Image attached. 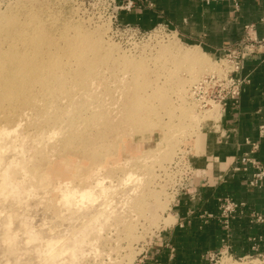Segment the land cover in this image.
<instances>
[{"label":"rangeland","instance_id":"rangeland-1","mask_svg":"<svg viewBox=\"0 0 264 264\" xmlns=\"http://www.w3.org/2000/svg\"><path fill=\"white\" fill-rule=\"evenodd\" d=\"M18 3H21L22 6H19ZM39 6L42 8H39ZM14 7L15 9H13ZM31 7L33 11L28 14L27 9ZM15 11L28 24L33 23V16L35 15L40 16L39 19H46L44 22L37 21L36 24L44 29L45 36L46 32H50L56 44L60 43L58 46L65 43L62 35L65 30L72 38L78 35L80 39L78 45L88 49L84 55H103L104 58L100 61H91L88 58L78 60L71 56L72 59L70 58L68 61L67 59L62 60L59 67L61 70H55L56 73H60V77L61 73L65 74L62 77L66 88L61 90H41L38 86L30 85L28 90H21L20 93L12 91V94H7L6 90L3 91L5 88H0V120L11 114L6 126H11L17 120L18 123L21 122V132L28 137L27 149L29 150L30 164L33 169L38 172H47L54 179H71L73 186L79 189H94L97 195H100L101 190H103V196L95 205L85 206L79 210L73 209L70 214L66 213V218L56 220V226L60 232L65 230L81 232L78 231L77 227H86L85 223L91 221L88 219H91L92 216L89 217L90 215H94L96 211L98 213L105 211L103 212L105 217L102 213L100 219L95 220L94 225L88 226L87 223L86 231H82L86 236V240L80 248V252L77 253H80L79 256L77 255L79 264H138L142 255L159 240L157 238L159 230L172 221L169 214L171 203L179 194L181 187L189 182L193 174L192 165L189 162L191 147H194V142L197 143L200 131L202 133L205 123L217 119L219 107L212 95L220 87L219 82L215 81L216 76H212V73L215 74L212 70L217 57L220 56L218 53L207 50L197 42L187 41L178 32L167 26L166 28L159 26L151 29H141L132 25L130 27L120 26L111 17L107 0H0V20L5 22L4 29L6 25L8 27L5 30H8L11 24L6 23L4 15H13ZM66 21L68 22L64 23ZM64 24L69 26L68 30H66L68 27L64 29ZM164 44H166L165 47ZM167 45L169 49L173 47L177 53L168 51ZM53 47H56V45H53ZM193 47L197 48L194 49ZM185 52L202 53L200 56L207 58L209 61L206 70L197 73L188 68V63L181 57ZM44 57H47V55H44ZM90 58L93 57L90 56ZM132 64L134 66H131ZM95 75L97 79H95ZM103 78L106 79L101 80ZM154 81L156 82L154 83ZM90 84H93L91 88L89 87ZM2 85L4 84H0L1 87ZM80 87H84V90ZM87 88H90V90ZM90 91L95 92V96L92 93L90 94ZM163 92L164 94H162ZM48 95L51 96V100ZM21 96H26L27 104L19 102L18 99ZM32 97L36 100L35 102ZM72 98L74 99L71 101ZM159 98L160 100H158ZM61 100L64 103L63 106L60 105ZM44 101L46 102L43 103ZM70 102H74V104L72 103V106H75L74 109ZM89 102H92L93 105ZM65 103L67 106L64 107ZM84 104L85 106H83ZM169 104L173 109L169 108ZM183 105L186 111L189 110L187 111L188 117L187 115L181 117L179 114V108ZM164 106L166 111L167 109L169 111L164 112ZM66 109L71 114L76 110L74 113L75 118L77 117L76 121L77 119L80 121L86 115L85 125L81 127L77 121L71 127V130L75 131L76 134H79V131L82 132L83 137H81L83 140L82 138L79 140V137V139H75V137L71 140L70 138L65 139V136L58 132L59 137L56 135L55 141L48 142L45 135L49 134L50 125L56 122L58 117H62L66 113ZM48 110L47 113L49 114L45 112ZM88 112L93 113L91 115ZM41 113L42 117L40 116ZM189 114L191 115L189 116ZM32 116L36 120H32ZM38 117L43 118V121H41L42 119L41 122L38 121ZM35 123L38 126L34 125ZM93 124L95 125L94 128ZM63 126L65 128L66 124L63 123ZM37 127H41L45 132H43L44 135H41V132L36 139ZM177 127L179 128L174 132L173 130ZM110 129H112V133H110ZM88 136L90 137L88 138ZM163 136L166 138L163 139ZM102 139L107 141L103 142ZM166 139H169L168 142ZM72 141L74 146H72ZM164 141L166 143H163ZM161 148L167 150L164 151ZM128 174L133 179L125 183ZM147 174L150 181L146 178ZM84 175H86V179ZM95 175L98 176L95 177ZM82 176L84 179H82ZM98 180L102 182L99 187L95 183ZM141 180L143 181L140 182ZM139 183H143L140 184V189H138L140 187ZM135 185L138 187L136 188ZM142 186L143 191H141ZM134 190H137V192ZM128 194H131V196H128ZM50 201L51 203L38 205L33 209L37 222L41 218L53 219L54 216L63 211V209H58L55 206L54 195L50 197ZM133 207L136 209H133ZM86 220L87 222H84ZM82 223L84 225L81 226ZM96 228L98 229L96 230ZM17 256L18 254L2 253L0 254V260H3L5 264H9V262L16 260ZM224 257H228V261H235V263H246L252 259L264 261V257L234 258L224 253L215 257L210 264H219ZM25 259L27 258L25 257Z\"/></svg>","mask_w":264,"mask_h":264},{"label":"crops","instance_id":"crops-1","mask_svg":"<svg viewBox=\"0 0 264 264\" xmlns=\"http://www.w3.org/2000/svg\"><path fill=\"white\" fill-rule=\"evenodd\" d=\"M118 6L124 0H115ZM264 0H142L132 9L120 8L117 20L122 25L141 29L167 26L182 38L197 42L213 53L240 39L247 23L255 25V35L264 36ZM247 79L241 86L236 105L219 109L218 123L207 121L197 143L190 151L193 174L171 203L172 221L158 232L155 242L138 264H210V256L227 251L230 257L257 256L253 238L264 240V220L251 222L249 214L264 217V185L250 186L253 171H231L244 153L247 141L257 142L251 153L264 167V49L247 56L241 70ZM236 162V163H235ZM227 195L243 203V212L235 216L225 231L216 218L205 219L202 211L218 212V198Z\"/></svg>","mask_w":264,"mask_h":264},{"label":"clouds","instance_id":"clouds-1","mask_svg":"<svg viewBox=\"0 0 264 264\" xmlns=\"http://www.w3.org/2000/svg\"><path fill=\"white\" fill-rule=\"evenodd\" d=\"M21 128V123L0 126V254H18L9 264H79L77 253L86 236L82 231L60 232L56 220L66 218V213L73 209L95 205L103 190L97 195L94 189L73 186L71 179H54L47 172L33 169L28 137ZM56 135L55 131L50 132L47 141L51 142ZM131 179L128 176L124 182ZM53 195L55 206L63 211L53 219L41 218L37 222L33 209L51 203ZM98 219L94 218V222ZM0 264L5 262L0 260Z\"/></svg>","mask_w":264,"mask_h":264},{"label":"bare ground","instance_id":"bare-ground-1","mask_svg":"<svg viewBox=\"0 0 264 264\" xmlns=\"http://www.w3.org/2000/svg\"><path fill=\"white\" fill-rule=\"evenodd\" d=\"M20 2V1H19ZM22 3V2H21ZM19 4V6H22V4ZM15 4H17V3H15ZM14 4V5H15ZM31 4V3H30ZM50 4V3H49ZM48 4V5H49ZM43 5H44V3H43ZM18 6V5H17ZM39 8H42L41 6H39ZM13 9H15V7L13 8ZM22 9V8H21ZM33 11V8L31 7V8H28L27 9V12H28V14H30L31 12ZM6 13V12H5ZM2 17V16H1ZM4 17H6V23H10L11 24V27L8 29V30H5L6 29V27H7V25H6V27H5V29H4V27L3 26H5V22H2V20H0V84H4V85H2V87L0 86V88H5L3 91H5V92H7V94L9 93V94H12L13 92L12 91H15V92H18V93H20L21 92V90H28V89H30L29 88V86L30 85H34V87L35 86H38V88H40L41 90H43V89H48V90H52V89H57V90H61L62 88H66L65 86V81H64V79H63V77L62 76H65V74H62L61 73V77H60V73H56V71L55 70H57L58 69V71L59 70H61L59 67H60V65H61V61L62 60H66L67 59V61H68V59H72V57L73 58H76V59H78V60H85L86 58H88L89 60H91V61H100V60H102L104 57H103V55H84V53H85V51H87L88 49H86V48H84L83 46H81V45H78V43H79V41H80V39H79V37H78V35L75 37V38H72L70 35H68L67 34V32H65V30L62 32V35H63V39L65 40V43L64 44H62V46H58L59 44L57 43L56 44V41H55V39H54V37H53V35L50 33V32H46V36H45V34H44V29H42L40 26H38L36 23H37V21H45L46 19H39V17L40 16H38V15H35V16H33L34 18H33V23L31 24H28L26 21H25V19L23 20L21 17H20V15L18 14V13H16V11H15V13L12 15V14H8L7 16H5L4 15ZM48 17V16H47ZM41 18V17H40ZM39 19V20H38ZM65 19V18H64ZM66 20V19H65ZM64 20V21H65ZM68 21H66V22H64V23H67ZM69 24H70V21H69ZM73 24V23H72ZM65 25V28L64 29H66L67 27V29L66 30H68L69 29V26H66V24H64ZM72 26V25H71ZM8 28V27H7ZM73 28H75V26H73ZM81 33V32H80ZM83 34V33H82ZM84 35V34H83ZM43 36H45V38H43ZM169 42V41H168ZM172 42V41H171ZM175 42V41H174ZM170 43V42H169ZM175 44V43H174ZM53 45H56V47H53ZM165 45L166 44H164V47H165ZM169 45V44H168ZM167 45V46H168ZM166 46V47H167ZM170 46V45H169ZM169 46L167 47L168 48V51H170V52H173V53H177L175 50H174V48L173 47H170V49H169ZM177 46V45H176ZM194 48V47H193ZM197 47H195L194 49H196ZM162 49V48H161ZM186 50V49H185ZM166 51H167V49H166ZM167 51V52H168ZM187 51V50H186ZM197 51V50H196ZM198 51H200V50H198ZM90 52H93V51H90ZM201 52V51H200ZM114 53V52H113ZM172 53V54H173ZM54 54H57V55H54ZM183 54V53H182ZM200 54H202V53H199V52H185L181 57L183 58V60L184 61H186L187 63H188V68H190L192 71H194V72H197V73H201V72H204L205 70H206V68L208 67V63H209V61H208V59L207 58H205V57H201L200 56ZM44 55H47V57H44ZM114 55V54H113ZM167 55V54H166ZM179 55V54H178ZM72 56V57H71ZM90 56H92L93 58H90ZM181 58V59H182ZM143 62V61H142ZM148 62V61H147ZM161 63V62H160ZM138 64V63H137ZM129 65V64H128ZM138 65H140V64H138ZM73 66V65H72ZM109 66V65H108ZM131 66H134V64H132ZM130 66V67H131ZM141 66V65H140ZM166 66V65H165ZM218 66H219V61L216 59V62L214 63V68H213V70L212 71H216V72H218ZM144 68V67H143ZM96 70V69H95ZM97 70H99V69H97ZM129 71V70H128ZM158 72V71H157ZM156 72V73H157ZM125 73V72H124ZM155 73V74H156ZM95 74V73H94ZM130 74V73H129ZM158 74V73H157ZM159 74H160V72H159ZM100 75V74H99ZM102 75V74H101ZM96 76V75H95ZM128 77V76H127ZM162 77V76H161ZM71 78V77H70ZM77 78V77H76ZM90 78V77H89ZM93 78H95L94 76H93ZM99 78V77H98ZM157 78V77H156ZM88 79V78H87ZM87 79H85V80H87ZM92 79V78H91ZM95 79H97V76H96V78ZM106 79V78H105ZM104 78L103 79H101V80H105ZM173 79V78H172ZM178 79V78H177ZM6 80V81H5ZM68 80H69V78H68ZM68 80H67V82H68ZM85 80H83V81H85ZM120 80V79H119ZM168 80V79H167ZM174 80V79H173ZM158 81V80H157ZM87 82V81H86ZM93 82V81H92ZM91 82V83H92ZM95 82V81H94ZM97 82H99V81H97ZM116 82V81H115ZM119 82V81H118ZM120 82H122V81H120ZM156 81H154V83H155ZM172 83V82H171ZM87 84V83H86ZM85 84V85H86ZM94 84V83H93ZM92 84V85H93ZM120 84H122V83H120ZM168 84V83H167ZM81 85V84H80ZM79 85V86H80ZM91 84H90V88H91V86H92ZM100 85V84H99ZM107 85V84H106ZM72 86H73V84H72ZM84 86V85H83ZM87 86V85H86ZM112 86V85H111ZM130 86V85H129ZM136 86H138V85H136ZM171 86V85H170ZM74 87V86H73ZM75 87H77V86H75ZM88 87V86H87ZM107 87V86H106ZM114 87V86H113ZM156 87V86H155ZM166 87V86H165ZM79 88V87H78ZM80 88H82V87H80ZM84 88V87H83ZM82 88V89H83ZM86 88V87H85ZM90 88H87V89H89L90 90ZM94 88V87H93ZM92 88V89H93ZM163 88V87H162ZM168 88V87H167ZM73 89V88H72ZM86 89V90H87ZM112 89V88H111ZM129 89V88H128ZM141 89V88H140ZM160 89V88H159ZM165 89V88H164ZM163 89V90H164ZM35 90V89H34ZM47 90V91H48ZM66 90V89H65ZM79 90V89H78ZM77 90V91H78ZM84 90V89H83ZM82 90V91H83ZM97 90V89H96ZM130 91H131V89H129ZM153 90V89H152ZM157 90H158V88H157ZM162 90V91H163ZM39 91V90H38ZM47 91H44L45 93L47 92ZM80 91V90H79ZM88 91V90H87ZM92 91V90H91ZM90 91V94L92 93ZM86 92V91H85ZM154 92V91H153ZM35 93V92H34ZM50 93V92H49ZM57 93V92H56ZM95 93V92H94ZM94 93H92L93 95H94ZM128 93V92H127ZM17 94V93H16ZM30 94H31V92H30ZM58 94V93H57ZM142 94V93H141ZM140 94V95H141ZM155 94H157V92L155 91ZM162 94H164V92L162 93ZM138 95V94H137ZM149 95H150V93H149ZM32 96V95H31ZM37 96H39V95H37ZM41 96V95H40ZM48 96H50V95H48ZM80 96H81V94H80ZM88 96V95H87ZM95 96V95H94ZM157 96H158V94H157ZM166 96V95H165ZM47 97V96H46ZM54 97V96H53ZM56 97V96H55ZM74 97V96H73ZM135 97V96H134ZM162 97V96H161ZM33 98V97H32ZM36 98V97H35ZM58 98V97H57ZM75 98V97H74ZM74 98H72V99H70L71 101L74 99ZM90 98V97H89ZM96 98V97H95ZM131 98H133V97H131ZM138 98V97H137ZM158 98V97H157ZM163 98H164V96H163ZM163 98H161V99H163ZM43 99H46V98H43ZM84 99H86V98H84ZM19 102L21 101L22 103H24V104H27V100H26V96L25 97H23V96H21L19 99ZM33 100H34V98H33ZM32 100V101H33ZM50 100H51V96H50ZM55 100H56V98H55ZM60 100V99H59ZM117 100V99H116ZM132 100V99H131ZM158 100H160V98L158 99ZM164 100V99H163ZM167 100V99H166ZM36 100H34V102H35ZM66 101V100H65ZM88 101V100H87ZM96 101H98V100H96ZM128 101H129V99H128ZM162 101V100H161ZM17 102V101H16ZM46 101H44L43 103H45ZM49 102V101H48ZM61 103H60V105H62L63 106V102H62V100L60 101ZM94 102V101H93ZM167 102V101H166ZM170 102V101H169ZM5 103V102H4ZM37 103V102H36ZM39 103H40V101H39ZM52 103V102H51ZM72 103L74 104V102H70V104H71V106H72ZM76 103V102H75ZM87 103V102H86ZM90 103V102H89ZM92 103V102H91ZM90 103V104H91ZM102 103V102H101ZM154 103V102H153ZM157 103V102H156ZM156 103H155V105H156ZM163 104H166L165 102H162ZM161 103V104H162ZM17 104V103H16ZM38 104V103H37ZM47 104V103H46ZM162 104V105H163ZM20 105H22V104H20ZM56 105H58V104H56ZM56 105H55V108H56ZM69 105V104H68ZM91 105H93V104H91ZM90 105V106H91ZM94 105H96V104H94ZM154 105V106H155ZM28 106V105H27ZM26 106V107H27ZM43 106H44V104H43ZM49 106L51 107V105H50V103H49ZM65 106H67L66 105V103H65V105H64V107ZM70 106V105H69ZM68 106V107H69ZM83 106H85V104L83 105ZM82 106V107H83ZM167 106H168V102H167ZM169 106H170V104H169ZM2 107V106H1ZM10 107V106H9ZM8 107V108H9ZM33 107V106H32ZM73 107V106H72ZM75 107V106H74ZM74 107H73V109H74ZM79 107V106H78ZM89 107V106H88ZM100 107V106H99ZM113 107H114V105H113ZM158 107V106H157ZM156 107V108H157ZM173 107V106H172ZM30 108V107H29ZM44 108V107H43ZM54 108V107H53ZM92 108V107H91ZM90 108V109H91ZM96 108H98V107H96ZM103 108V107H102ZM164 108V112H167V111H169V109H167V111H166V109H165V106L163 107ZM162 108V109H163ZM170 109H173V108H171V106L169 107ZM17 109V108H16ZM33 109V108H32ZM37 109V108H36ZM48 109V108H47ZM68 109V108H67ZM67 109L65 110L66 111V113H64L63 115H62V117L60 116V117H58L57 119H56V122H53V124L52 125H50V130H48L49 131V133L50 132H53V131H55L56 133H61V135L62 136H65V139H68V138H70V140L71 139H74L73 137H75V139L77 138V139H79V140H81V138L83 137L82 135H81V133L82 132H80L79 131V134H76L75 133V131H72L71 130V127H73L72 125H74L75 123H77V121L79 120V119H77V121H76V118H75V116H74V113H75V111H74V113L73 114H71L70 112H67ZM70 109V108H69ZM72 109V108H71ZM76 109H78L77 107H76ZM83 109H85V108H83ZM95 109V108H94ZM94 109H93V111H94ZM99 109V108H98ZM159 109H161V108H159ZM18 110V109H17ZM38 110V109H37ZM50 110V109H49ZM49 110L48 111H45L46 113L47 112H49ZM80 110V109H79ZM88 110V109H87ZM86 110V111H87ZM15 111V110H14ZM36 111V110H35ZM41 111V110H40ZM60 111V110H59ZM73 111V110H72ZM159 111V110H158ZM187 111H189V110H187ZM186 111V108L184 107V105L183 106H181L180 108H179V114H180V116L181 117H186V115H187V117H188V112ZM79 112V111H78ZM83 112V111H82ZM85 112V111H84ZM95 112H97V111H95ZM102 112V111H101ZM100 112V113H101ZM4 113V112H3ZM24 113V112H23ZM22 113V114H23ZM40 113V112H39ZM57 113H59V112H57ZM81 113V112H80ZM88 113H90V112H88ZM91 113H93V112H91ZM90 113V114H91ZM105 113V112H104ZM112 113V112H111ZM168 113H170V112H168ZM5 114H7V113H5ZM9 114V113H8ZM16 114V113H15ZM47 114H49V113H47ZM86 114V113H85ZM90 114H88V116H90ZM157 114V113H156ZM167 114V113H166ZM9 115H11V114H9ZM5 116L4 118H2L3 120H0V126H4V127H12V126H14V125H16L19 121L17 120V121H15V122H13V124L11 125V126H6V124H7V122H9V120H10V116ZM25 115V114H24ZM35 115V114H34ZM39 115V114H38ZM42 115V113L40 114V116ZM45 115V114H44ZM80 115V114H79ZM82 115V114H81ZM80 115V116H81ZM92 115V114H91ZM118 115V114H117ZM170 115V114H169ZM191 114H189V116H190ZM23 116V115H22ZM36 116V115H35ZM43 116V115H42ZM41 116V117H42ZM48 116V115H47ZM50 116H52V115H50ZM76 116H78V115H76ZM79 116V117H80ZM86 116V115H85ZM85 116H83L84 118H81L80 119V121H78L79 123V125H81V127L83 126V125H85L86 124V119H85ZM12 117H14V116H12ZM28 117V116H27ZM27 117H26V119H27ZM33 117V116H32ZM39 118V119H37L38 121H40L41 119V121H43V118ZM94 117V116H93ZM180 117V118H181ZM18 118V117H17ZM49 118V117H48ZM95 118V117H94ZM45 119V118H44ZM101 119H103V118H101ZM104 119H105V117H104ZM103 119V120H104ZM169 119H171V117H169ZM14 120V119H13ZM20 120V119H19ZM32 120H36V118L34 119V117H33V119ZM31 120V121H32ZM48 120V119H47ZM100 120V119H99ZM31 121H30V123H31ZM40 121V122H41ZM89 121H91V120H89ZM88 121V122H89ZM98 121V120H97ZM105 121V120H104ZM131 121V120H130ZM179 121V120H178ZM28 122V121H27ZM35 122H37V121H35ZM98 122H100V121H98ZM169 122H170V120H169ZM21 123V122H20ZM39 123V122H38ZM43 123V122H42ZM41 123V124H42ZM63 123H64V125L66 124V127L65 128H63L64 126H63ZM103 123V122H102ZM111 123V122H110ZM168 123V122H167ZM96 124V123H95ZM99 124V123H98ZM100 124H101V122H100ZM99 124V125H100ZM34 125H37V123H35ZM77 125V124H76ZM79 125H77V126H79ZM38 126V125H37ZM86 126H88V125H86ZM94 124H93V128H94ZM122 126V125H121ZM30 127V126H29ZM42 127V126H41ZM41 127H37L38 129V134L37 133H35L36 134V139H37V137H38V135H40L41 134V132H42V134L41 135H44L43 134V132H45L44 131V129H42ZM106 127V126H105ZM108 127V126H107ZM136 127V126H135ZM44 128V127H43ZM87 128V127H86ZM89 128V127H88ZM87 128V129H88ZM92 128V129H93ZM102 128V127H101ZM112 128V127H111ZM116 128V127H115ZM152 128V127H151ZM173 128V127H172ZM179 127H177V128H175L173 131L175 132L177 129H178ZM27 129V128H26ZM79 129V128H78ZM92 129H91V131H92ZM105 129V128H104ZM109 129V128H108ZM36 130V131H37ZM41 130H43V131H41ZM46 130V129H45ZM71 130V131H70ZM73 130H75V129H73ZM112 129H110V131H111ZM47 131V132H48ZM98 131V130H97ZM108 131V130H107ZM109 131V132H110ZM29 132V131H28ZM34 132V131H33ZM74 132V133H73ZM78 132V131H77ZM89 132V131H88ZM93 132V131H92ZM172 132V131H171ZM84 133V132H83ZM89 133H91V132H89ZM110 133H112V131L110 132ZM121 133H122V131H121ZM131 133V132H130ZM27 134V133H26ZM47 134V133H46ZM116 134V133H115ZM175 134V133H174ZM25 135V134H24ZM28 135V134H27ZM48 135V134H47ZM47 135H45V136H47ZM60 135V134H59ZM59 135H58V137H59ZM74 135V136H73ZM85 135H86V133H85ZM26 136V135H25ZM82 136V137H81ZM57 137V136H56ZM79 137V138H78ZM90 136H88V138H89ZM95 137V136H94ZM93 137V138H94ZM32 138H35V137H32ZM31 138V139H32ZM45 138V137H44ZM61 138H63V137H61ZM86 138V137H85ZM92 138V139H93ZM109 138V137H108ZM166 138V137H165ZM164 138V136H163V139H165ZM169 138V137H168ZM35 139V140H36ZM58 139V138H57ZM33 140V139H32ZM34 140V141H35ZM39 140H40V137H39ZM43 140V139H42ZM82 140H83V138H82ZM103 140V139H102ZM101 140V141H102ZM167 140V139H166ZM165 140V141H166ZM169 140V139H168ZM168 140H167V142H168ZM45 141V140H44ZM55 141V140H54ZM58 141H59V139H58ZM58 141H56L57 143H58ZM105 140H103V142H104ZM107 141V140H106ZM105 141V142H106ZM161 141V140H160ZM159 141V142H160ZM163 142V143H166V142ZM30 142V141H29ZM40 142V141H39ZM60 142V141H59ZM80 142V141H79ZM84 142V141H83ZM109 142V141H108ZM61 143V142H60ZM64 143V142H63ZM72 144L74 143L73 141L71 142ZM85 143V142H84ZM44 144V143H43ZM45 144H46V142H45ZM52 144H53V142H52ZM66 144V143H65ZM68 144H69V141H68ZM93 144V143H92ZM96 144V143H95ZM94 145V144H93ZM92 145V146H93ZM105 145V144H104ZM167 145V144H166ZM166 145H164V146H166ZM36 146V145H35ZM52 146V145H51ZM72 146H74V144L72 145ZM71 146V147H72ZM163 146V147H164ZM70 147V148H71ZM94 147V146H93ZM44 148V147H43ZM90 148V147H89ZM89 148H88V150H89ZM101 148V147H100ZM41 149V148H40ZM58 149H60V148H58ZM66 149V148H65ZM67 149H68V147H67ZM66 149V150H67ZM75 149V148H74ZM97 149V148H96ZM99 149V148H98ZM162 149V148H161ZM164 149V148H163ZM162 149V150H163ZM42 150V149H41ZM52 150H53V148H52ZM64 150V149H63ZM85 150V149H84ZM92 150H93V148H92ZM114 150V149H113ZM165 150H167V149H164V151ZM68 151V150H67ZM78 151V150H77ZM64 152V151H63ZM66 152V151H65ZM69 152V151H68ZM75 152V151H74ZM143 153H146V152H144V151H142ZM72 153H73V151H72ZM89 154V153H88ZM100 154V153H99ZM98 154V155H99ZM90 155V154H89ZM92 157V156H91ZM141 157V156H140ZM139 157V158H140ZM80 158V157H79ZM96 158H98V157H96ZM96 158H94V159H96ZM68 160V159H67ZM98 160V159H97ZM91 161V160H90ZM92 162V161H91ZM100 164V163H99ZM96 165H94V167H95ZM97 167V166H96ZM140 167V166H139ZM80 168V167H79ZM98 168V167H97ZM96 168V169H97ZM145 170H146V168H145ZM89 171V170H88ZM87 171V172H88ZM147 171V170H146ZM85 172V171H84ZM90 172H92V171H90ZM90 172H89V174H90ZM82 173V172H81ZM133 173V172H132ZM131 173V174H132ZM144 173V172H143ZM146 173H148V172H146ZM145 173V174H146ZM84 174V173H83ZM93 174H95V173H93ZM97 174V173H96ZM136 174V173H135ZM80 175V174H79ZM82 175V174H81ZM86 175H87V173H86ZM86 175H84L85 176V179H86ZM125 175V174H124ZM133 175V174H132ZM152 175V174H151ZM98 176V175H97ZM96 175H95V177H97ZM128 176H130V174H128L127 175V177ZM136 176V175H135ZM135 176H133V177H135ZM146 176V175H145ZM145 176H143V177H145ZM90 177V176H89ZM81 178V177H80ZM87 178H88V176H87ZM146 178H148V180H149V177H148V174H147V177ZM82 179H84L83 178V176H82ZM98 179V178H97ZM99 179H100V177H99ZM137 179H140V178H137ZM135 180V179H134ZM147 180V179H146ZM143 180H141L140 182H142ZM145 181V180H144ZM150 181V180H149ZM148 181V182H149ZM97 182H100V180H98V181H96L95 183H97ZM91 183V182H90ZM94 183V184H95ZM102 183V182H101ZM136 183V182H135ZM134 183V184H135ZM146 183H147V181H146ZM141 183H139V185H140ZM143 184V183H142ZM141 184V185H142ZM96 185V184H95ZM127 185V184H126ZM141 185H140V187H138V189H140L141 188ZM145 185V184H144ZM146 185H148V184H146ZM134 186V185H133ZM99 187V186H98ZM125 187V186H124ZM135 187H136V185H135ZM136 187V188H137ZM93 188V187H92ZM97 188V187H96ZM84 189H90V188H83V189H81V190H84ZM134 189V188H133ZM137 189V190H138ZM137 190H134L135 192H137ZM141 191H143V186H142V190ZM109 192V191H108ZM138 192H140V190H138ZM131 193V192H130ZM132 193H133V191H132ZM122 194V193H121ZM147 194V193H146ZM140 195H141V193H140ZM107 196V195H106ZM128 196H131V194L129 195L128 194ZM127 196V197H128ZM133 196H136V195H133ZM132 196V197H133ZM146 196V195H145ZM109 197V196H108ZM106 198V197H105ZM141 198V197H140ZM132 200H133V198H131ZM131 199H130V201H131ZM135 199V198H134ZM145 199V198H144ZM136 200V199H135ZM142 200V199H141ZM136 203V202H135ZM134 204V203H133ZM109 205V204H108ZM129 205V204H128ZM107 206V205H106ZM108 207V206H107ZM101 208V207H100ZM106 208V207H105ZM112 208V207H111ZM106 209H108V208H106ZM133 209H136V208H134L133 207ZM125 210V209H124ZM101 211H102V209H101ZM101 211H99V212H101ZM136 211V210H135ZM103 212H105L104 210H103ZM102 212V213H103ZM115 212V211H114ZM120 212V211H119ZM94 213V212H93ZM102 213H98L97 211H96V213L93 215H90L89 217H91V219L90 218H88L89 220H91L89 223L87 222V220L86 221H84V222H87L89 225L88 226H91L92 224L94 225L95 224V222H94V218H96V217H99V219H100V216H102L101 214ZM125 214V213H124ZM127 215V214H126ZM103 216H104V213H103ZM105 217V216H104ZM104 217H102V218H104ZM127 217V216H126ZM113 218V217H112ZM74 219V218H73ZM98 219V220H99ZM109 219V218H108ZM123 219H124V217H123ZM108 221V220H107ZM123 221V220H122ZM80 222V221H79ZM87 223H85V226L87 227ZM101 224V223H100ZM82 225H84V223H82L81 224V226ZM102 225V224H101ZM100 225V226H101ZM103 225H104V222H103ZM78 226H80V225H78ZM100 226H99V229H100ZM77 227V226H76ZM86 227H77V229H78V231H86ZM73 228V227H72ZM91 228V227H90ZM93 229V228H92ZM98 228H96V230H97ZM95 230V229H94ZM97 232V231H96ZM126 232V231H125ZM129 236V235H128ZM128 238V237H127ZM79 252H80V250H79ZM80 254V253H79ZM79 254H77L78 256H79ZM77 256V257H78ZM18 257V256H17ZM27 258V257H26ZM229 259H228V257H224V258H222L221 259V261H220V263L219 264H264V261H259L258 259H252V260H250V261H247L246 263H235V261L233 262H230V261H228Z\"/></svg>","mask_w":264,"mask_h":264},{"label":"built area","instance_id":"built-area-1","mask_svg":"<svg viewBox=\"0 0 264 264\" xmlns=\"http://www.w3.org/2000/svg\"><path fill=\"white\" fill-rule=\"evenodd\" d=\"M204 2H211L215 0H201ZM108 8L111 13V17L120 26L130 27V25H122L117 20V11L120 8L132 9L134 6H140L142 0H124L121 6H118L115 0H107ZM233 6L238 9L239 0H233ZM264 20V19H262ZM166 28V26H161ZM255 25L253 23H247L243 27V33L240 39L236 40L233 44H230L220 50L218 53L220 57H217L219 61L218 72L212 73L215 77V81L219 82L218 88L213 92L212 98L218 105L219 109L227 104L236 105L238 102L241 86L247 79L241 76V70L244 64V60L247 56L257 53L264 49V36H257L254 33ZM212 123L217 124L218 118L212 120ZM259 135L264 136V125L259 128ZM251 145L250 152L242 154L237 163L231 167V171H245L248 166L253 169L248 184L250 186L264 185V167L259 161L251 155L253 151L257 149V142L247 141ZM177 194V192H176ZM216 214H212L209 211H202L201 216L205 219L216 218L222 228L227 231L229 229L231 220L243 212V203L237 202L231 199L229 196L224 195L218 198ZM251 222H262L264 217L258 212H251L249 215ZM252 245L255 250L258 249L260 244L264 245V240L260 237L253 238ZM228 254L227 251L219 252L210 256L213 261L218 255ZM257 257H264V251L258 252Z\"/></svg>","mask_w":264,"mask_h":264}]
</instances>
